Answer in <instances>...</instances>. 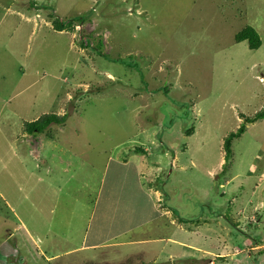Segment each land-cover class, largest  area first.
Instances as JSON below:
<instances>
[{"label":"rangeland","instance_id":"rangeland-1","mask_svg":"<svg viewBox=\"0 0 264 264\" xmlns=\"http://www.w3.org/2000/svg\"><path fill=\"white\" fill-rule=\"evenodd\" d=\"M51 13L83 21L57 31ZM247 25L261 38L256 50L234 39ZM263 104L264 0H0V171L17 169L10 159L28 160L30 147L38 156L35 142L55 168V178L40 168L42 182L30 176L24 190L0 174V230L10 216L15 230L23 214L38 232L42 201L45 225L68 238L46 249L51 256L81 239L94 201L91 226L172 240L76 252L59 264H264V118L245 123L226 164L223 152L241 114ZM49 113L66 120L25 133L24 123ZM138 179L158 193L150 191L165 212L159 228H139L155 200L132 201ZM49 183L59 185L55 198L40 196ZM18 249L0 264H58L30 240Z\"/></svg>","mask_w":264,"mask_h":264},{"label":"crops","instance_id":"crops-1","mask_svg":"<svg viewBox=\"0 0 264 264\" xmlns=\"http://www.w3.org/2000/svg\"><path fill=\"white\" fill-rule=\"evenodd\" d=\"M31 106H30V110L32 109V107L35 105V101L33 99L30 100ZM40 116V115H39ZM24 120V119H22ZM35 136V135H30ZM36 146L39 147L40 150H37L38 152V156H33L31 155L33 153V147H30L28 149H26L25 153L28 156L29 159H31L30 161L28 160H18V159H10V163H18L17 164V169H11L10 165L8 166V168H6L3 172V175L0 174L2 176L5 175H9L8 177L11 176V178L8 177H4L6 180L5 182H8L10 184H13L14 186L16 185V181L18 180H23L22 181V185H21V190H24L25 188H27V186L31 183V179L30 176H34V178H36V180L38 182H42V180H40V168H44V172H47V169L50 170L48 172V174H52L53 173V178H55V172L54 169L55 168H51V166L49 167V165H47V161L46 158L44 157V146L42 143H38L35 142ZM29 150V151H28ZM29 152V153H28ZM24 153V154H25ZM21 156V155H20ZM19 156V157H20ZM53 163H55L56 161L52 160ZM114 163L116 165L120 166H124V162H119L117 160L114 161ZM30 164V165H29ZM26 165H29L31 167L30 171L28 169H25ZM134 175L135 177H141V173H140V169L136 166H134ZM0 179H2V177H0ZM19 182V181H18ZM143 186L141 184V182H139V179L137 181V187H138V191L137 193H133L131 194V198L132 201L138 199L140 193H143L145 195L148 196V198L150 200H155L152 196H151V192L153 191L154 193H156V195H158L156 190H151L150 188H146V191H143ZM40 193L41 197H50V198H55L56 197V193L59 195V185L56 187V185L50 184L48 186H46L43 189H39L38 190ZM98 198L95 199V201ZM119 199H116V201H118ZM160 201L159 200H155L154 204H152V212L150 213L149 217L145 218V221L139 222V228L140 227H146V231L147 229L152 230L153 228L157 227L159 228V219L162 218V216H164L165 212H161L160 208L161 207L159 204ZM92 208L90 210V215L89 218H87V223L84 227H82L79 231L80 235H81V239L78 240L76 242L75 245H73L71 247V249L69 250H64V251H59L56 252V254L48 256L47 255V251L48 250H54L55 248H58L60 246H62V242L63 240L67 241V234H66V229L61 228L60 232L62 233V235H58L54 232H51L52 229L50 228L49 225H45V215L43 214V202H40V211H39V215H38V232H34L31 231V228L29 227V221L26 219V217L22 214L21 216V222L19 224V217L18 215L15 216V219L17 220L15 223L16 226H18L17 228L15 227V230L13 229L12 231L9 230V228L11 227V220L14 219L12 216H10V219L8 218L9 222V226L6 228L5 232H1L0 230V236L5 237L3 239L0 238V248L2 246H7L9 247V251L7 253V255L5 257H0V259H10V255H15V254H19V249L18 246H22L24 244H26V241L30 240L31 242H33V244L36 246V248H38V251H40V254L42 255L41 257L44 260H59V262L61 261V259L63 257H66L67 255L76 253V252H84L87 250H98L99 252H101V249H106V248H110V247H117L119 245H129V244H142L151 240H162V241H168V240H172L171 236L169 237H162V236H156L153 238H149V236H143V237H134L131 236L129 237V234L131 232H133L135 229H132L131 227L129 229H124L121 231H116L114 226H109V225H102L97 224L95 226H91V219L93 216V213L95 211V207L97 205V202H92ZM53 207L51 208H47V212L49 213H55V211L58 209V207L53 203L52 205ZM158 214V215H157ZM2 224V223H1ZM41 224V227H40ZM2 225H6V224H2ZM162 225V224H161ZM8 230V232H7ZM46 230V232H45ZM93 232V233H92ZM104 232V233H103ZM94 234L95 236L93 237L92 234ZM91 234V235H90ZM127 235L128 238L127 239H118L121 236H125ZM16 237L15 240V245L13 247L12 245V240L13 238ZM52 236V238H51ZM26 238V239H25ZM79 243V244H78ZM40 244V247H42L43 249H39V247H37ZM21 256V255H20ZM14 257V256H13ZM66 262H68V264H73L75 262V264H95V257H80L79 261H78V257H74V258H64ZM102 264L104 262H101Z\"/></svg>","mask_w":264,"mask_h":264},{"label":"trees","instance_id":"trees-1","mask_svg":"<svg viewBox=\"0 0 264 264\" xmlns=\"http://www.w3.org/2000/svg\"><path fill=\"white\" fill-rule=\"evenodd\" d=\"M31 5H34V2ZM53 16L54 14L51 13L50 14V17L52 18L51 23L53 25V28L57 31H63L64 29L71 30L73 21H79V23L83 21V18L81 16L74 17L72 20H69L67 22H65L64 20H60L56 16L53 18ZM234 39L236 42L246 41L248 48L251 50L258 49L262 44L258 32L252 26L249 25L243 27L240 31H238L235 34ZM98 53H100L99 50ZM241 117L243 118L244 122H242L239 125L236 131L230 132L223 140V152H224V161H225L224 164H226L229 161L232 155V150H231L232 140L234 138H238L244 132L245 123L254 122L264 118V104L261 110L256 112L253 116L249 117L241 114ZM65 120H66L65 114L62 116L53 113L43 114L34 121L24 123L23 128L25 133H27V135H37L44 132L46 128L48 129L50 125L52 124L60 125L63 124ZM187 132L189 134L192 133V129L191 128L188 129ZM133 151L140 152L143 154L145 153V150L141 147H135L133 148Z\"/></svg>","mask_w":264,"mask_h":264}]
</instances>
